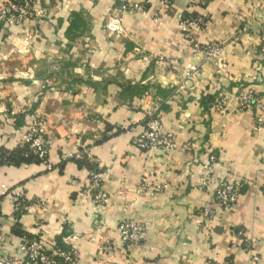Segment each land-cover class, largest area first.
<instances>
[{"label":"crops","instance_id":"obj_1","mask_svg":"<svg viewBox=\"0 0 264 264\" xmlns=\"http://www.w3.org/2000/svg\"><path fill=\"white\" fill-rule=\"evenodd\" d=\"M130 1L144 9L124 16L119 36L104 29L116 0H42L45 18L0 29V150L15 148L40 116L52 166L0 157L7 249L40 237L77 248L79 264H264V0H173L166 9ZM183 15L208 24L184 34ZM209 43L221 47L216 63L196 49ZM187 65L199 69L193 80L183 78ZM241 91L258 100L251 109L238 108ZM222 93V112L200 102ZM151 115L175 149L133 145ZM84 160L102 175L104 205L91 203ZM207 172L242 182L230 212L214 204L213 183L201 187ZM144 179L164 188L142 189ZM204 206L217 209L205 222ZM124 219L144 227L141 244L121 243Z\"/></svg>","mask_w":264,"mask_h":264},{"label":"built area","instance_id":"obj_2","mask_svg":"<svg viewBox=\"0 0 264 264\" xmlns=\"http://www.w3.org/2000/svg\"><path fill=\"white\" fill-rule=\"evenodd\" d=\"M194 3V0H190ZM58 5L62 0H54ZM161 8L171 6L173 0H159ZM141 3H131L130 0H116L113 9L107 14L104 29L108 36H119L123 33L122 20L127 13L143 11ZM47 16V8L44 7L42 0H6L0 5V27L4 30H10L13 27L22 26L27 19L41 20ZM155 19L159 17L154 14ZM207 20L202 16L183 15L179 19V28L182 33L189 34L195 29H203L207 26ZM31 37L30 35H27ZM197 51L204 55L206 61L216 63L219 61L221 47L217 43H209L200 48L196 46ZM199 71L198 67L187 65L184 69V80H193L195 74ZM184 80L180 81L177 88L182 89ZM237 106L240 110L251 109L258 102L252 91L245 93L241 91L237 94ZM228 103L225 93H222L215 99L213 109L222 112ZM133 145L141 150L148 151H171L176 148L171 133L162 130L160 120L157 116H150L146 122L144 130L134 138ZM26 147L34 155L46 170H51L52 166L48 158V140L45 132L44 120L40 116H32L27 131L21 136L15 148ZM6 149V148H5ZM82 156L77 155V159ZM71 158V157H69ZM215 156L211 155L210 160ZM63 160H66L63 159ZM89 161V160H88ZM153 176V173H150ZM214 184V204L223 212H230L237 203L242 189L241 181H229L226 179L214 180L211 172L204 173L202 176L201 187ZM87 191L89 192L91 203L95 206L104 205L108 201V194L102 186V175L94 167L88 170ZM142 189H148L152 192H161L164 188L159 184H150L143 180ZM264 188V185H263ZM37 206L42 207L43 202H37ZM20 205L16 204L18 211ZM217 214V209L213 206H204L200 210L202 220L208 221ZM120 241L124 245H139L144 240V227L137 222L124 219L120 221L116 228ZM246 248L250 243L242 231H238ZM105 251L112 253V246L108 240H105ZM80 253L74 246L64 247L58 243H44L40 237L23 238L20 242L14 244L11 250L7 249L6 242L2 236L0 225V264H79Z\"/></svg>","mask_w":264,"mask_h":264},{"label":"trees","instance_id":"obj_3","mask_svg":"<svg viewBox=\"0 0 264 264\" xmlns=\"http://www.w3.org/2000/svg\"><path fill=\"white\" fill-rule=\"evenodd\" d=\"M1 29V27H0ZM200 102L202 105L206 107H210L212 103L214 102V98L209 95H204L201 97ZM0 157L1 161L5 162H12L15 163L16 165L20 164V162H25V161H30V160H35L40 162L34 155H32L26 147L22 148H13L11 150H7L5 148H1L0 150ZM84 163L88 166L89 169L94 168V166L87 161L84 160ZM59 244V243H58ZM60 245V244H59Z\"/></svg>","mask_w":264,"mask_h":264}]
</instances>
